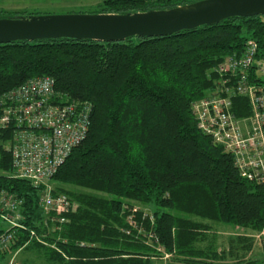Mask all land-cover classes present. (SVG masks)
Listing matches in <instances>:
<instances>
[{
  "label": "trees",
  "instance_id": "trees-1",
  "mask_svg": "<svg viewBox=\"0 0 264 264\" xmlns=\"http://www.w3.org/2000/svg\"><path fill=\"white\" fill-rule=\"evenodd\" d=\"M186 1L193 0H102L99 11ZM250 38L264 55V13L120 40L0 42V94L49 74L64 98L93 107L88 136L54 175L53 192L78 202L62 221L44 211L42 187L12 173L13 126L0 127V190L21 200L16 229L0 211V236L15 229L0 253L29 245L62 264H221L228 254L264 264V257L244 255L254 244L244 230L264 229V182L240 173L225 145L198 126L192 107L217 86V65L243 52ZM245 97L234 99L238 114L250 112Z\"/></svg>",
  "mask_w": 264,
  "mask_h": 264
},
{
  "label": "built area",
  "instance_id": "built-area-1",
  "mask_svg": "<svg viewBox=\"0 0 264 264\" xmlns=\"http://www.w3.org/2000/svg\"><path fill=\"white\" fill-rule=\"evenodd\" d=\"M216 70L217 86L192 103L198 126L225 145L240 173L264 182V55L259 42L247 40L243 52L230 54ZM246 96L250 112L238 114L234 99ZM92 103L64 98L52 75H37L0 94V127H12L8 142L14 175L42 187L40 200L59 220L75 203L66 193L44 188L89 133ZM20 199L2 188L0 211L15 229L21 225ZM15 229L0 236V249H7Z\"/></svg>",
  "mask_w": 264,
  "mask_h": 264
},
{
  "label": "water",
  "instance_id": "water-1",
  "mask_svg": "<svg viewBox=\"0 0 264 264\" xmlns=\"http://www.w3.org/2000/svg\"><path fill=\"white\" fill-rule=\"evenodd\" d=\"M264 13V0H193L172 7L126 12L99 11L0 16V42L39 38L120 40L131 35H164Z\"/></svg>",
  "mask_w": 264,
  "mask_h": 264
},
{
  "label": "rangeland",
  "instance_id": "rangeland-1",
  "mask_svg": "<svg viewBox=\"0 0 264 264\" xmlns=\"http://www.w3.org/2000/svg\"><path fill=\"white\" fill-rule=\"evenodd\" d=\"M159 1V0H156ZM177 1V0H174ZM102 0H0V9L6 12L0 11V16L5 14H54V13H75V12H99L100 3ZM165 2V1H164ZM189 2V1H186ZM165 6V3H164ZM9 173V172H8ZM12 173H14L12 169ZM58 181L54 176L49 179L47 184H44V188L53 191L57 187ZM86 189V188H84ZM89 190V189H86ZM76 205L78 202L73 200ZM44 211L47 212L46 209ZM220 228L223 222H215ZM9 225V223L7 222ZM232 229H239L231 226ZM230 229V227H229ZM228 229V230H229ZM246 233H251L254 238L253 247L248 253L244 254L246 258L250 256H256L257 258L264 257V229L263 230H252L248 228ZM221 238V243L223 245H229L227 240L228 234H223ZM235 243V241H234ZM237 243V242H236ZM239 253L243 252V248L239 246ZM235 258L237 256L228 254L226 260L222 261L221 264H243L244 261L236 262ZM167 259H165L166 261ZM0 264H62L56 261H50L45 258V256L35 247L29 245H23L14 250L7 251V253H0ZM172 264H194L184 261H174Z\"/></svg>",
  "mask_w": 264,
  "mask_h": 264
},
{
  "label": "crops",
  "instance_id": "crops-1",
  "mask_svg": "<svg viewBox=\"0 0 264 264\" xmlns=\"http://www.w3.org/2000/svg\"><path fill=\"white\" fill-rule=\"evenodd\" d=\"M223 229H229V227H226V226H224V228H222L221 230H223ZM229 230H234V229H232V227H230V229ZM247 232V231H246ZM247 234H251V233H247Z\"/></svg>",
  "mask_w": 264,
  "mask_h": 264
}]
</instances>
